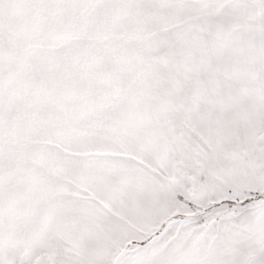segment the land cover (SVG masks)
I'll return each mask as SVG.
<instances>
[{"label":"snow or ice","instance_id":"6c2138e0","mask_svg":"<svg viewBox=\"0 0 264 264\" xmlns=\"http://www.w3.org/2000/svg\"><path fill=\"white\" fill-rule=\"evenodd\" d=\"M0 264H264V0H0Z\"/></svg>","mask_w":264,"mask_h":264}]
</instances>
